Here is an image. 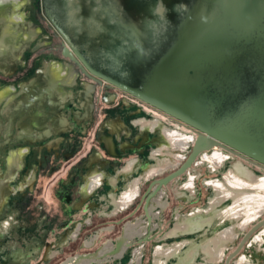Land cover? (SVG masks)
<instances>
[{"label":"flooded vegetation","instance_id":"1","mask_svg":"<svg viewBox=\"0 0 264 264\" xmlns=\"http://www.w3.org/2000/svg\"><path fill=\"white\" fill-rule=\"evenodd\" d=\"M42 1L24 0L18 7L14 0L0 2V11H9L16 4L11 10L13 13H0V36L7 28L4 38L11 42L8 48L0 51V264H54L52 255H46L49 261H44L45 252L37 249L40 244L43 251L50 247L49 254L61 245L62 249L58 250L62 257L57 259L60 261L66 257L63 255L74 249L66 246L72 241L68 220L81 210L88 212L79 221L87 222L93 230L92 236L84 233L74 236L76 242L80 243L83 238L81 244L86 245L92 241L94 232L102 228H111L107 239L114 240L124 225L128 242L132 237L136 243L134 253L145 259L141 264H264V207L252 217L241 211L238 213L237 202L242 196L231 193L233 190L221 205L216 206L213 200L218 188L228 187L229 177H241L245 181L244 189L253 191L254 185L264 180V167L223 146L201 152L184 175L156 192V202L147 204L143 199L148 192H154L149 183L135 207L124 215L119 216L118 212L111 210L106 204L108 200L101 195L95 199L84 196L81 190L84 174H80L79 167L85 158L99 151H105L115 159L128 156L127 149L117 148L114 141L103 133L110 115L120 117L128 129L137 124L149 126V121L145 124V120H141L147 117L161 121L165 130L176 131L183 144V149H179L183 155L181 163L192 152L198 131L101 78L88 77L76 62L64 56L61 36L45 16ZM24 6L29 12L18 14ZM23 28L36 36L35 40H21L18 35ZM10 51L20 55L23 63L6 75L2 68L8 57L6 53ZM31 54L36 55L28 57ZM52 60L60 68L59 75L61 72L65 74L56 82L48 77L53 71H49ZM10 82L16 89L13 96L7 97L4 92ZM77 83L81 86L78 92ZM59 114L69 120L72 130H83L85 137L89 129L95 128L92 137L88 143L85 138L77 140L65 151L57 148L39 150L38 131L53 128ZM102 115L104 117L100 119ZM156 133L155 137L147 139L144 136L147 130L143 131L135 150L147 153L143 147L154 146L160 135ZM84 145L87 149L82 152ZM72 158L76 160L68 167L67 162ZM212 168L217 173L213 178L219 179L218 183L212 182L209 174ZM174 169L156 172L153 179ZM64 171L66 177L59 176L52 184V202L39 199L29 190L28 175L32 174L31 179L36 183L39 175L51 177ZM24 181L27 182L25 185ZM182 184L188 186L185 195L179 189ZM41 191L42 187H39L36 194ZM199 205L205 209L206 218L214 220L218 209H222L226 217L220 223L208 220L199 224L195 222L196 214L191 213ZM129 228H136L139 232L130 234ZM63 234L65 237L61 236ZM158 246L165 249L161 255L157 254ZM157 257L161 260L156 261Z\"/></svg>","mask_w":264,"mask_h":264},{"label":"water","instance_id":"2","mask_svg":"<svg viewBox=\"0 0 264 264\" xmlns=\"http://www.w3.org/2000/svg\"><path fill=\"white\" fill-rule=\"evenodd\" d=\"M42 4L61 36L64 56L88 77L101 78L197 129L183 163L150 183L154 192L143 199L147 204L156 202V192L184 175L201 152L217 145L264 167V142L257 140L264 138V0ZM77 220L71 215L70 247L79 251L57 264H121L135 246L124 225L114 240L107 239L112 229L102 228L86 245L76 242L74 236H92L93 230ZM42 248L37 247L46 262V255L62 257L61 245L52 254L49 246Z\"/></svg>","mask_w":264,"mask_h":264},{"label":"crops","instance_id":"3","mask_svg":"<svg viewBox=\"0 0 264 264\" xmlns=\"http://www.w3.org/2000/svg\"><path fill=\"white\" fill-rule=\"evenodd\" d=\"M1 1L6 2L9 0H0V2ZM18 19L21 20L22 18L19 17ZM25 22L26 21H24V23ZM31 34L32 33L27 31L26 28H23V30L20 31L18 37L23 41H28L29 39L35 40L36 36H32ZM6 54L8 55V57L4 62V67L1 68L4 70L5 74L8 75L11 73L10 71H12V69L14 71L18 67H20L21 63H23V59L20 55H17L12 51ZM34 55L36 54H31L28 57L32 58L34 57ZM49 64H51V66H49V71L53 70V68H59L57 65H55V62L53 60L49 62ZM64 76V72H61L57 80L63 79ZM6 77L8 80H11V77ZM27 86L28 88L30 87V85ZM76 86V91L78 92L81 86L78 83ZM15 89V85L11 84L10 82L6 86L4 93L7 97L13 96L15 94ZM103 117L104 116L102 115L99 118L101 119ZM55 119L57 120V122L56 124H54L53 128L49 127V129H41L38 131L40 135L37 137L36 142L38 144L37 147L39 150L42 148H57L58 150L62 149L63 151H65L70 148L71 145L77 140L85 138V142L88 143V140L93 135L95 128L89 129V131L87 132V137L83 135L84 131L80 130V128L78 130H72L71 126L69 125V120L62 114L56 116ZM141 120H145V124L148 123V121L151 124H149V126L137 124L136 127L128 129V127L125 125L127 123L123 122L120 117L116 115H110L109 118L106 119V125L103 128V133L106 137H109L114 141V144L117 148L121 146L127 149L128 156L115 159V156H111L105 151H99L97 154H93L89 158H85L84 161L80 163L79 167V170H81L80 174H84L83 179L81 180V190L84 193V196L94 199L100 195L103 196L106 200H108L106 204L111 207V210L118 212L119 216L126 214L128 211H131V209L135 207L138 199L142 197V194L145 193L147 186L152 182L156 172L161 171L162 173L164 170L177 168L183 160V155L179 151V149L183 147V144L180 136L176 131L165 130L163 128L162 122L156 120L155 118L149 119L147 117H142ZM137 121L140 122V120ZM145 130H147V134H145L144 136L147 139L149 137H155V135L157 134L156 132H159L160 135L157 136L158 141L155 142L154 146L146 148L143 147V150L147 153L142 154L139 153V151H136L135 147L138 146V144L136 143L139 141L140 136ZM114 139L116 140V142ZM86 143L85 145H88ZM85 145L82 152H85V150L87 149V146ZM75 160V158H72L70 161H68V167H70L75 162ZM210 170L211 171L209 174L211 178L215 177L217 173L214 172L213 168ZM31 175H28L26 177L28 183L24 181L23 185H25L26 183L29 184V190L39 199L43 198L44 200H46L45 202H52V184L59 176L66 177V172L64 171L61 174L57 172L51 177L39 175L36 179V183L31 179ZM73 176L71 178H73L74 180ZM215 178H213L212 182L218 183L219 179ZM39 187H42V191L41 193L36 194ZM244 187L245 186H243V188ZM179 189L185 195L184 192H187L188 186L186 184H182ZM227 193H230V191H227L225 187L218 188L213 199L216 202L217 206H219L223 202ZM219 195L221 197H219ZM204 211L205 209L201 208V205L191 211L192 214H196L195 222H199L201 224L209 219L212 220L211 217H205L206 214ZM86 212L88 211L81 210L75 213L74 217H76V219H78L77 221H79L84 217ZM223 212L222 209L217 210V217L215 216L216 218L214 219L215 222L220 223L222 219L226 217V214H224ZM70 221L71 220H68V224L72 228L73 225ZM132 232L135 233L139 231L136 228H129V233L131 234ZM140 233H142L141 230ZM222 237L228 238L227 235H222ZM130 238V241L134 242L132 241V237ZM82 241L83 238L80 240V243ZM72 243L73 242L71 241L69 247L72 245ZM133 247L128 249L127 255L123 259V264H141L145 261L142 255L134 253L137 249L136 245ZM157 248V254L159 252V255H161L165 250L161 249V246H158ZM77 251H79V248L75 250L71 249L67 251L64 256L72 255ZM157 259L159 260L160 258L157 257ZM57 261L58 259H55L54 264H56Z\"/></svg>","mask_w":264,"mask_h":264},{"label":"bare ground","instance_id":"4","mask_svg":"<svg viewBox=\"0 0 264 264\" xmlns=\"http://www.w3.org/2000/svg\"><path fill=\"white\" fill-rule=\"evenodd\" d=\"M7 31H8V29L6 28L5 29V31H4V34H2V37H1V40H0V51H2L3 50V48H5V47H9L10 46V41H7L4 37H5V32H6V34H7ZM32 38V37H31ZM7 63V62H6ZM49 74V78H50V80H53L54 82H56L57 81V79H58V76H59V69L58 68H54L53 69V72L52 73H48ZM39 125H42V124H39ZM35 133V135H36V132H34ZM38 137V136H37ZM185 140V139H184ZM186 142H188V141H186ZM179 147V146H178ZM181 149H183V148H181ZM165 152V151H164ZM175 155V154H174ZM212 158H213V156H212ZM207 159V158H206ZM215 159V157L213 158V160ZM215 161H217L216 159H215ZM245 173V172H244ZM247 173V172H246ZM250 173V172H249ZM245 175V174H244ZM247 175V174H246ZM249 175V174H248ZM232 178V182H230L229 183V185L230 186H232L233 188H231V187H229V185H228V187L226 186L225 188H226V190L228 189L229 191H232L231 193H233V194H236V195H241L242 197H240V198H238V202H237V207H236V209L238 210V213H241V212H243V213H246V211H247V208H246V205H247V203H248V201H250L251 200V198H255V199H257V197H255V196H258L259 195V191H261V190H264V182L262 183V184H260L258 187H254L255 189L253 190V191H249L248 189H244V188H246V187H244V188H241V187H243V185H244V183H245V181L241 178V177H231ZM185 188V187H184ZM228 194V193H227ZM229 196V195H228ZM219 197H221L220 195H219ZM259 197V196H258ZM229 198V197H228ZM260 201V200H259ZM214 203V202H213ZM219 203V202H218ZM222 204V203H221ZM220 204V205H221ZM216 206H217V204H216ZM252 208V207H251ZM213 209V208H212ZM220 211V210H219ZM241 211V212H240ZM205 212V211H204ZM233 212V211H232ZM258 212V211H257ZM198 214V213H197ZM204 214V213H203ZM202 215V214H201ZM233 216H235V215H233ZM205 219V218H204ZM234 219V218H233ZM210 220V219H209ZM208 221V220H207ZM221 221V220H220ZM202 222V221H201ZM244 223V222H243ZM194 224V223H193ZM200 224V223H199ZM193 226V225H192ZM195 227V226H194ZM182 228V227H181ZM235 228H236V226H235ZM242 228V227H241ZM192 229V228H191ZM177 230V229H176ZM189 231V230H188ZM187 231V232H188ZM192 231V230H191ZM180 233V232H179ZM228 241V240H227ZM223 243V242H222ZM210 244H212V243H210ZM209 247V246H208ZM211 248V247H210ZM176 249H177V247H176ZM176 249H175V251H176ZM173 250V249H172ZM204 250H207V249H204ZM171 251V250H170ZM163 252V251H162ZM158 254H159V252H158ZM163 254V253H162ZM168 258V257H167ZM161 259V258H160ZM159 259V260H160ZM158 259H157V261H159ZM164 260V259H163ZM166 260V259H165ZM211 262V261H210ZM160 263V262H159ZM158 263V264H159Z\"/></svg>","mask_w":264,"mask_h":264},{"label":"rangeland","instance_id":"5","mask_svg":"<svg viewBox=\"0 0 264 264\" xmlns=\"http://www.w3.org/2000/svg\"><path fill=\"white\" fill-rule=\"evenodd\" d=\"M15 2L14 3H16L17 4V7L24 1V0H14ZM15 4V5H16ZM19 4V5H18ZM15 5H13L12 7H11V10H14L15 9ZM11 10H9V11H4V10H2V11H0V13H8V14H10L11 12L13 13L14 11H11ZM11 11V12H10ZM29 12V8L28 7H25L24 6V8H22V9H20V10H18V14H21V13H23V14H26V13H28ZM1 37H2V35L0 36V40H1ZM263 131V130H262ZM264 132V131H263ZM257 140H259V141H263L264 142V138H261V137H258V139ZM230 182H232V178H228V183H230ZM264 182V180L263 181H259V182H257V184L256 185H254V187H258L260 184H262ZM255 189V188H254ZM259 196V197H258ZM258 196H255V197H257V199H255V198H251V200L250 201H248V203H247V205H246V208H247V211H246V213L248 214V217H252L253 215H257L260 211H261V209L264 207L263 205H264V190H262V191H259V195ZM260 200V201H259ZM252 207V208H251ZM258 211V212H257Z\"/></svg>","mask_w":264,"mask_h":264}]
</instances>
